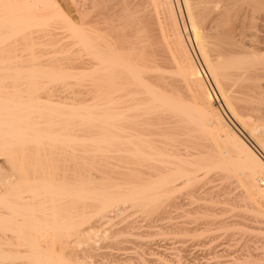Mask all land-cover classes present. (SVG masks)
Here are the masks:
<instances>
[{
    "label": "bare ground",
    "instance_id": "1",
    "mask_svg": "<svg viewBox=\"0 0 264 264\" xmlns=\"http://www.w3.org/2000/svg\"><path fill=\"white\" fill-rule=\"evenodd\" d=\"M92 1L74 5L75 23L54 0H0V264H97L95 239L117 234L118 244L121 231L93 223L128 208L152 216L200 180L198 237L209 250L232 228V193L263 224L264 56L247 49L243 26L224 28L229 0H181L206 74L182 35L178 0H146L153 35L133 28L122 44L84 19ZM204 15L212 34L202 33Z\"/></svg>",
    "mask_w": 264,
    "mask_h": 264
},
{
    "label": "rangeland",
    "instance_id": "2",
    "mask_svg": "<svg viewBox=\"0 0 264 264\" xmlns=\"http://www.w3.org/2000/svg\"><path fill=\"white\" fill-rule=\"evenodd\" d=\"M75 1L76 0H74V1L73 0H54V2L56 3V6L64 14H66L73 22L78 23L79 18H78V16L76 17V15H78V14L75 13L74 8L78 2H79L78 5H82L81 3H83L82 2L83 0H77L76 2ZM115 1H117V0H115ZM115 1L113 0V2H115ZM92 2H93V4L91 5L89 12L87 10V12H84V15L82 14V16L85 17L84 19H87L89 21L93 20L94 25L99 30L102 28L100 30L102 33H105L104 31H107V33H109V34L111 33L112 36L115 33L114 39H116V41L119 44H122V42H125L126 40H130L129 36H127V35H130L129 30L131 31L133 28L134 29H133V31H131V35L134 32V30L141 31L144 36H150L151 37L153 35L154 26L151 23L152 12L149 9L150 7L146 3V0H144V1L143 0H123V3L125 4V6H124V4L122 3L124 9L127 7L125 10L123 9L124 10L123 12H120L121 11L120 8L118 9V7H116V5H115L116 3L114 4L115 6H113L112 3L107 4L109 2H112V0H108V1L105 0V2H104V0H93ZM73 3H76V4H73ZM178 3H179L178 9H180V12H179V10L177 11V17H178V21L181 25L182 35L184 36V38L185 37L188 38V42L186 40V43L191 44L190 46L188 45L189 47L188 46L187 47H188V49L190 48L189 51H190L191 56L194 58L193 59L194 62L200 68V70H202L206 74V70L202 66V63L198 57V54L196 53V50L194 48L193 43L191 41V35H190L189 29H188V24H187L184 9L182 7L181 0H178ZM106 4H107V7L113 6L112 8L115 9V7H116V9L119 10L120 13L117 12V13H119L118 16H116L117 19H116V17H114L116 15V13H115L116 10H115V12H113L114 10L111 8V13H110L109 12L110 8L108 10V8L106 6H104ZM249 5L251 8L250 7L247 8ZM105 7L108 10L107 12L110 13L109 15H114V14L115 15L113 17L111 16V18L109 15H106L108 13L105 12L106 11ZM241 7L243 8V10L241 9ZM229 8H230V13H229V19L228 20L230 23H227L225 25L226 26L229 25L227 27H230V28H227V27H225V25H223L224 28L231 30V29H234L236 26L238 27V24H240L239 27L243 26V28H237V27L236 28H237V30L238 29L240 30V31H238L239 33L244 32L243 35H246L247 37L243 36L245 41H243V39H242L243 38L242 34H241V36H238L237 38L241 37V39L240 38L239 39L241 41L247 43V49L250 48L249 51L252 49L254 51H251V52L256 51L255 53H257L259 55L262 54L264 56V0H244V1L243 0H241V1L229 0ZM237 9L241 12H239ZM244 9H246V10H244ZM103 10H104V12H103ZM97 12H98V14H97ZM100 12H101L102 18L105 19V17L107 16L110 19L109 20L106 19L107 22L106 21L101 22L104 19L100 18V15H99ZM124 12L126 14L128 12L131 14L128 13L126 15V14H124ZM86 13H87V15H86ZM95 13L97 16L95 15ZM121 13H122V15H121ZM104 14L106 16H104ZM237 15H239V16L236 17ZM205 16L206 15H204L203 19L201 20V22L204 21V23H200L201 29L204 28L202 30V33L205 30L203 34H208V33L212 34L213 31L215 32V29H213L215 24H213L214 22L211 21V19H210L211 16L207 15L206 16L207 18ZM126 17H130V18L132 17L131 20L133 21V25H135V27L131 24L132 23L131 20L129 21V22H131L130 23L131 25L128 23L125 24L126 22L124 19ZM130 18H128V19H130ZM135 18H136V20H135ZM240 18H243V19H240ZM128 19H126V21H128ZM110 20H111V22H109ZM159 20H160L159 21L160 24H158L159 26H157L158 30L161 31L160 33L165 32V29H166L165 25L166 24L163 22V19L161 20V18H160ZM232 20H233V22H232ZM84 21H86V20H84ZM112 21H113V23H112ZM139 21H140V23H139ZM205 21H207L208 24ZM211 23L213 25H211ZM119 24H120V27H122V25L125 24V26L122 27V28H124V30L122 28H121L122 30L117 29ZM182 25L184 26V28ZM205 25H207V26H205ZM210 25H211V27H209ZM233 25H235L234 28L232 27ZM128 26L132 27V28L130 29ZM160 26L162 27V29ZM164 26H165V28H164ZM125 27H127V28H125ZM222 27L220 30H224ZM207 28H208V32L206 30ZM210 28H212V29H210ZM211 30H212V32H211ZM123 31H124V33H123ZM218 31H219V29H218ZM126 32L128 34H126ZM124 35L127 36V38L124 37ZM123 38H125L126 40ZM122 39H123V41H122ZM87 58H88V56H86V55L80 56V59H87ZM212 105L218 111H221L225 115L224 108H223L222 102H220V100H216V101L213 100ZM234 128L236 129V126H234ZM237 131H239L238 128H237ZM251 143H252L253 147L255 148V150L257 152H260L259 148L253 142H251ZM259 184L261 185L260 187H263L262 183H259ZM192 186H190V187L187 186V188L184 187L185 190L183 188H180L177 191V193H175V195H173V197L166 204H164L160 209L153 212L152 216L149 214H147V216H146L145 213L143 214L139 210H133L135 208H133V209L128 208V209H126V211H123L124 212V214H122L123 217L122 216L120 217V214H117L116 216L113 215L114 217H112V216L110 217L111 221L110 220L109 221L112 223V225L110 222H108V219H110V218L106 219L107 220L106 222H108V223H104L103 221L93 223L92 224L93 225L92 231H94V232H97V231L98 232H103V231L106 232V230H107L106 226H109L107 228L109 230H111V232H115V231L119 232V230L121 231L118 233V234L121 233V236H119L120 243H118V244H114V239L116 240L117 238H113V236L117 235V234H114V235L112 234L106 239L105 238L102 239L101 237H100L101 239L98 237L99 240L95 239V241L93 242L92 245L95 247V249L96 248L100 249V251L102 253H100V252L96 253L97 252L96 251L95 255L98 254L99 257L96 256L97 258H94V261H98V262H96L97 264L98 263L99 264H138L139 259H140V261L144 260L147 264H210V263L211 264H214V263L215 264H264V234H263L264 223L260 224L259 222H256V220H262V219L257 217L255 214H253L252 213L253 211L251 212L250 207L246 203L237 200L238 199L237 193L231 194L230 205L226 209L228 212H225L226 215L224 214V218H225L226 222H228V227L232 226V228H229L231 230L230 231L231 233L228 232L229 229L227 228L225 234H223L221 236V238L219 240L220 242L218 241V245L220 244V247L217 246L219 249L216 247L219 250L217 252L215 251L216 253L214 252V247H213V249L210 248V250L212 249V251H210L207 248V246L204 245L202 237L201 236L198 237L199 236L198 232L201 231L200 227L202 226L201 225L202 220H201V216H200V209H201L200 206H202L201 205L202 201L200 199H201V195H202L201 189L203 188L202 187L203 183L200 180V181H198V183H195V186L194 185H192ZM233 194L235 196L236 195L237 196L232 197V196H234ZM233 198H234V200H233L234 203L232 201ZM251 209H252V207H251ZM118 215H119V218H118ZM139 215H141V216H139ZM148 217H149V219H148ZM229 217H232L233 220L230 219ZM235 217H236V219H234ZM226 218H229V220L233 221V222L229 223V221H227ZM122 219H124V220H122ZM112 220H113V222H112ZM237 220L239 223L237 222ZM263 220H264V218H263ZM240 222H242V223H240ZM252 225H253V228L251 227ZM255 225H257V226H255ZM101 227H102V229H100ZM188 229H190V231L191 230H193V231L190 232V231H188ZM112 230H115V231H112ZM260 230H261V232H260ZM189 232H190V234H189ZM227 233H228V236L226 235ZM233 234H234V236L231 237V235H233ZM228 237H229V239H227ZM230 238H231V240H230ZM108 239H109V241H108ZM109 242H112V243H109ZM102 245H104V246H102ZM116 245H118V246H116ZM87 246H89V244H82L79 247L84 248ZM205 246H206V248H205ZM223 247H224V249H223ZM98 249H96V250H98ZM104 251L107 254L112 253V256L110 255L111 257H109L106 253H105L106 254L105 255ZM203 252H205V253H203ZM211 253H212V255H211ZM214 253H215V255H214ZM102 254L104 255V257H100V256H102ZM223 254H225L224 257L222 256ZM228 254H229V256H228ZM115 255L116 256L118 255L117 256L118 258L115 257ZM207 256H210V257L207 258ZM218 256L219 257L222 256L223 258L221 257L222 259L221 258L218 259ZM211 258H212V260H211ZM206 261H207V263H206ZM9 264H20V262L17 261V262L9 263Z\"/></svg>",
    "mask_w": 264,
    "mask_h": 264
}]
</instances>
